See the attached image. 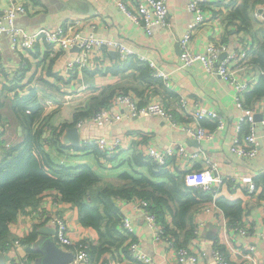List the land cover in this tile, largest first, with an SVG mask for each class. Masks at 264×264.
<instances>
[{
    "label": "crops",
    "instance_id": "0c3cea01",
    "mask_svg": "<svg viewBox=\"0 0 264 264\" xmlns=\"http://www.w3.org/2000/svg\"><path fill=\"white\" fill-rule=\"evenodd\" d=\"M17 1L24 4L26 12L16 15L14 24L28 32L40 27L56 28L70 18H77L79 23L76 28L82 34L93 33L121 41L133 51V56L126 59L130 66L123 69L126 60H122L116 51L104 47L93 51L87 67L71 68L68 62L79 54L77 47L60 49L43 42L32 50L15 48L8 33L0 34V153L21 143L26 135L28 124L25 128L22 123L16 108L18 101L26 103L27 117L33 130L42 129L43 147L53 162L69 166L87 164L102 182L122 184L124 181L120 173L125 171L135 176L142 173L152 177L147 162H143L149 145L164 149L181 143L188 150L203 148L217 163V174L223 179V182H219L218 178L214 180L217 194H213L211 200L198 204L187 228H178L166 208L158 214L160 222L169 227L177 244L185 245L199 255L203 253L200 264H218L210 254L213 248L221 250L231 264H264V134L258 127L259 152L255 157H240L233 153L230 150L231 140L242 115L233 90L218 74L208 71L201 61L182 66L180 41L193 17L187 7L189 0H168L171 26L156 27L152 34L133 23L109 0ZM263 2L220 1L206 10L208 20L193 35L190 45L192 50L198 51L215 39L228 42L231 48L239 44L250 45L255 54L248 57L244 75L258 76L245 92L244 103L246 93L258 81H264L259 74L264 68V20L254 16L255 9ZM8 7L9 0H0V13ZM0 25L9 26V20L2 18ZM141 61L149 63L151 68L153 62L169 73L171 87H166L163 78L143 74L134 65ZM119 93L130 94L139 103L162 97L177 119H182L177 102L179 95L183 94L192 106L197 102L221 112L226 124L222 129H216L213 139L199 141L180 128L170 126L161 117H131L127 107L119 110L112 108L113 98ZM248 105H255L258 115L264 114V95L253 96ZM101 108H110L122 117L107 126H100L92 115ZM78 113L75 120L74 116ZM79 122L81 125H78ZM64 124L68 125L63 127ZM203 124L210 129L215 128L206 119ZM74 126L78 128L80 139L77 145L66 140L69 138L68 129ZM102 135L108 141L120 138L122 142L120 148L108 157L98 155V148L93 144H86L88 140ZM167 168L176 175L185 171L186 174L181 176L190 186L216 176L206 171L201 162L188 164L180 156L170 158ZM251 179L257 184L254 193L245 188ZM54 190L44 192L37 206H27L18 213L12 224V234L20 238L21 245L13 247L7 253L10 259L0 264L14 261L18 264H72L70 261L62 262L63 257L53 249L57 246L56 228L51 224H39L40 218L36 221L32 215L33 211L41 213L39 216L47 215L59 208L67 218L71 237L92 244L90 263L79 264H143L133 258L129 249L131 241H138L141 249L159 264H179L175 251L167 241L155 240L154 229L140 210L142 199H115L121 218L129 217L133 230L127 234L120 222L124 239L105 246L100 241L98 230L82 223L78 206L62 200ZM219 195L241 200L243 212L239 221H232L216 204L214 199ZM198 224H201V229L196 233ZM36 225L50 226L51 230L38 231L30 246L39 250V254L29 257L22 239L28 237ZM66 250L62 249L63 252Z\"/></svg>",
    "mask_w": 264,
    "mask_h": 264
},
{
    "label": "built area",
    "instance_id": "2783aa9c",
    "mask_svg": "<svg viewBox=\"0 0 264 264\" xmlns=\"http://www.w3.org/2000/svg\"><path fill=\"white\" fill-rule=\"evenodd\" d=\"M115 4L125 15L136 25L144 29L148 34L153 33L156 27H170V5L168 0H109ZM222 0H189L188 10L193 17L188 23V27L180 41L183 67L192 64L195 61H201L204 67L210 71L218 74L220 78L227 83L233 90V96L236 99L238 108L241 109L242 115L237 125L236 133L234 134L230 150L240 157H255L259 152V143L257 139V128L260 127L264 134V114L261 119H257V110L255 105H245L244 94L251 87L253 81H256L258 75H244L246 70V63L250 54H255L250 45L239 44L236 47H230L226 41L218 39L211 40L205 46V49L198 51L192 50L191 40L196 31L207 22L206 10L218 5ZM26 12L23 3L17 0H9V7L0 13V22L2 18L9 20V26L0 25V34L8 33L10 35L12 46L21 49H34L40 43H47L54 48L69 49L72 47L79 48V54L74 60L68 62V65L77 68H85L90 64V57L95 49H102L104 47L116 51L122 60H126L133 56L132 50L116 39H108L96 36L93 33L88 35L82 34L76 28L79 19L70 18L65 21L63 25L56 28L40 27L39 29L28 32L24 27L14 24L16 15ZM254 16L264 20V2L255 9ZM153 75L164 79L167 88L171 87V79L169 73L159 69L155 64L151 63ZM264 78V68L259 72ZM178 110L182 119H177L173 109L166 106L162 97H154L144 103L139 101L128 93L117 94L112 101V108L122 109L127 107L131 117L140 116H157L168 122L170 126L178 127L180 130L187 133L189 136L197 140H211L214 137L216 129L225 127V116L213 109L199 105H190L186 95L180 94L178 98ZM122 115L114 113L110 108H101L93 113L92 119L100 126H107L114 121L120 120ZM212 122L215 126L210 129L203 124L204 120ZM81 125V122L78 123ZM93 144L99 151L109 156L116 152L122 142L120 138L113 141H108L105 136H99L95 139L88 140L86 144ZM146 155L156 163L165 166L168 160L174 156L184 158L188 164L194 162H201L206 171L215 174L214 177L200 180L193 185L203 191L212 193L214 195L218 192V187L214 180L218 178L219 182H223L217 174V163L211 159L207 151L203 148L196 147L188 150L183 144L170 145L164 149H156L149 145L147 147ZM250 193L255 192L257 184L253 179L245 186ZM140 210L144 213L146 221L153 227L155 240H166L168 246L171 247L176 254V259L179 264L190 263L200 264L201 255L194 253L187 246L177 244L171 235L167 232L165 224L160 222L158 214L151 208V203L142 199L140 201ZM150 204V208H149ZM41 213L33 211L34 220L40 218L39 224H51L56 228V243L59 249L66 250L71 254L70 262L72 264H79L81 262L90 263V246L88 241H76L70 235L69 223L64 215L62 208L47 215L39 216ZM202 224V223H201ZM201 224H198L197 230L201 229ZM121 225L126 229V233L130 234L133 230L132 223L129 217L123 216L121 218ZM20 238H15L13 247L20 246ZM12 247V248H13ZM71 247V249H69ZM12 248L10 250H12ZM129 249L133 258L143 264H159L152 256H149L141 249L138 241H131ZM9 250V251H10ZM9 251H2L3 254ZM211 256L218 264H231L224 253L213 248L210 251ZM11 264H18L11 262Z\"/></svg>",
    "mask_w": 264,
    "mask_h": 264
},
{
    "label": "trees",
    "instance_id": "16d2710c",
    "mask_svg": "<svg viewBox=\"0 0 264 264\" xmlns=\"http://www.w3.org/2000/svg\"><path fill=\"white\" fill-rule=\"evenodd\" d=\"M128 60L124 62L123 69L130 66ZM134 65L144 72L143 74L154 77L149 63L141 61L140 64ZM256 95H264L263 79L246 93L245 105H248ZM16 108L22 117L24 127L26 124L28 127H25L26 135L21 143L5 148L0 153V252L9 251L13 247L15 237L12 234V224L18 213L27 206H37L42 194L49 189H55L62 200L74 202L78 206L82 223L95 227L99 232L100 241L105 246L117 244L116 240L124 239L119 228L121 215L115 204L116 198L148 200L157 214H162L166 208L171 212L174 224L178 228H187L198 204L214 197L212 193L188 185L181 176L186 174L185 171H180L179 175H176L169 171L167 165L156 163L146 154L143 162H147L151 176L158 180L142 173L135 176L125 171L120 173L124 183L114 184L102 182L99 175L87 164L77 166L57 164L43 147L42 129L33 130L31 127L26 103L18 101ZM79 114L74 116L75 120ZM34 117L35 114L31 119ZM66 125L68 124H64L63 127ZM96 150L98 155L108 157ZM214 201L232 221L240 220L243 212L241 200L219 195ZM39 227L40 225H36L33 232L22 239L29 257H36L39 254V250L30 246L37 236ZM165 227L172 235L166 224ZM89 246L91 253L92 244L89 243Z\"/></svg>",
    "mask_w": 264,
    "mask_h": 264
},
{
    "label": "water",
    "instance_id": "95a60500",
    "mask_svg": "<svg viewBox=\"0 0 264 264\" xmlns=\"http://www.w3.org/2000/svg\"><path fill=\"white\" fill-rule=\"evenodd\" d=\"M78 48V47H77ZM79 49V48H78ZM262 116L261 115H257V119H261ZM68 137L66 140L69 142H72L73 144L77 145L80 143V139H79V133H78V128L77 127H71L68 129ZM50 227V226H49ZM48 226H42L38 229V231H50L51 229ZM54 251L57 252L58 254H60L63 257L62 262L65 261H70L71 260V254L68 252H63L61 249H59L57 246H54ZM10 259V255H4L2 252H0V262L1 263H5V260H9ZM61 262V263H62Z\"/></svg>",
    "mask_w": 264,
    "mask_h": 264
}]
</instances>
